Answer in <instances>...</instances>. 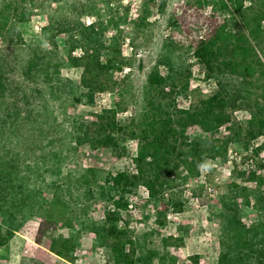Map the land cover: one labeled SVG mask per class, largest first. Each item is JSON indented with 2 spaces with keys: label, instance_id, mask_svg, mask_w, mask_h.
I'll return each instance as SVG.
<instances>
[{
  "label": "trees",
  "instance_id": "obj_1",
  "mask_svg": "<svg viewBox=\"0 0 264 264\" xmlns=\"http://www.w3.org/2000/svg\"><path fill=\"white\" fill-rule=\"evenodd\" d=\"M143 1L145 15L139 18L138 25L147 18L148 7L155 0ZM30 2V10L23 7L18 11L11 0H0V38L11 34L18 45L24 44L14 25L15 20L17 23L28 20L35 7ZM209 4L212 18L218 12L228 17L212 25L193 48L196 64L207 78L216 81V88L209 96L196 99L186 109H177V97L188 93L190 70L189 67L174 70L171 58L165 57L162 63L167 72L161 74L159 64L150 68L140 107L133 116L118 120L116 109L120 110L121 104H117L115 108L103 109L95 121L74 120L67 142L55 136L58 126L53 115L52 122L45 121L47 128L38 119L41 115L38 110L44 106L36 96H42L43 91L34 88L39 78L47 87L46 94L52 95L64 86L60 80L63 59L54 37L49 47H27V54L19 65L0 55V248H5L26 221L40 211L37 243L63 258L78 245L80 230L76 227L82 218L92 215V206L99 198L110 199L116 209H123L126 200L122 190L129 193L143 185L150 190L151 198L158 200L179 167H184L190 176L197 175L199 166L206 161L226 160L230 146L250 151L257 138L264 136V30L261 26L264 0H251L248 7L243 5V0L205 2ZM96 26L75 23L62 25L56 32L66 35L70 50L83 49L79 58L71 57L70 50L66 54L69 65L82 69L80 84L84 92L80 98H73L75 104L84 99V103L93 105L96 94L110 88L112 73L125 66L121 61H100L104 45ZM240 110L249 113V119L243 124L233 118ZM190 127H198L210 136L223 128L225 135L207 140L203 135H188ZM127 140H135L137 144L133 158L137 174L131 177L123 171L115 176L107 174L102 185H97L100 172L90 168L68 171L61 179L62 164L46 157L41 150L44 145L59 143L73 154L79 146L87 145L92 149L108 148L117 156L126 152ZM38 149L41 153L34 155ZM261 149L251 150L249 156L256 157ZM48 175L50 181L46 180ZM247 180L264 182L255 172H250ZM251 197L259 220L246 228L240 222L239 206L249 208ZM172 203L175 210H183L180 199ZM215 211L221 227L217 264H264V194L232 183ZM119 219V213L111 211L106 214L105 222L93 228L101 244L110 248L115 264H176L167 241L162 243L160 252L140 244V238L138 249L135 248L128 227H118ZM61 229L67 230V236L59 234ZM147 235L141 237L145 239ZM128 245L130 252H126ZM191 260L196 263L197 257ZM20 264L42 263L22 257Z\"/></svg>",
  "mask_w": 264,
  "mask_h": 264
},
{
  "label": "rangeland",
  "instance_id": "obj_2",
  "mask_svg": "<svg viewBox=\"0 0 264 264\" xmlns=\"http://www.w3.org/2000/svg\"><path fill=\"white\" fill-rule=\"evenodd\" d=\"M11 1L13 8L18 11L23 7L31 9L30 0ZM210 1L212 0H155L148 7L147 18L138 25L136 23L139 18L145 15L146 6L143 0H135L136 5L133 8L130 5L131 0H32L35 7L32 8L28 20L23 23H17L15 20L14 25L15 29L20 31L24 44L18 45L13 35L6 34L0 38V55H6L7 59L19 65L29 47H49V42L54 37L63 59L60 80L64 86L52 95L46 94L47 87L39 78L36 79L34 88L43 91L42 96H36L44 106L38 110L41 114L38 119L42 120L47 128L45 121L52 122L50 117L53 115L58 126L55 136H60L62 141L67 142L70 139L68 131L74 120L95 121L103 109L115 108L117 104H121V109H116L118 120H127L133 116L140 107L141 93L150 68L159 64L161 74L167 72L162 63L165 57L171 58L174 70L183 71L187 67L190 70L189 90L186 96L177 97V109H186L196 99L209 96L216 88V81L207 78L203 69L196 64L193 48L198 40L207 35L212 25L228 18L223 17L221 12L212 18L210 4L205 5V2ZM250 4L251 0H243L245 7ZM75 23L84 27L97 24L96 31L104 45L103 55L100 54L101 62L115 60L125 64L121 71L116 69L112 73L110 88L97 93L93 105H87L84 99L78 104L73 102L74 97L80 98L84 92L80 84L82 69L69 65L66 54L70 48L65 41L66 35L56 34L62 25ZM261 26L264 30V20ZM82 54L83 49L70 50L71 57L79 58ZM19 70L17 67V72ZM233 118L243 124L249 119V113L247 110H240L233 114ZM187 134L203 135L210 140L224 137L225 132L220 128L210 136L202 133L198 127H190ZM42 140L43 144H46L47 140ZM133 143L135 146L132 150ZM124 147L126 152L117 156L108 148L92 149L87 145L79 146L73 154H69L59 143L47 144L40 149L46 157L54 158L62 164L61 179L68 171L81 172L90 168L100 172L97 185H102L103 176L107 174L115 176L121 171L130 177L137 174V169L135 173L129 171V160L134 158L137 150L136 141L127 140ZM258 147L262 149L256 157L251 156L255 161L254 167L249 169L246 162L250 158V152ZM41 150H36L34 155L40 154ZM249 150L230 146L226 160H208L203 164L207 167L200 165L198 174L194 176H190L184 167H179L170 177L168 186L161 196L159 195L158 200L151 198L148 188V198L142 197L138 191L139 185L128 191L129 193L123 191L125 189L122 190L126 200L123 209H116L110 199L99 198L92 206V215L82 218L76 227L80 230L78 245L63 258L54 256L37 243V230L42 214L38 211L13 235L5 248H0V264H20L22 257L32 258L42 264H115L110 248L102 245L93 233L94 226L105 222L106 214L111 211L119 213L117 225L119 228L128 227L129 238L135 248L138 249L137 240L140 238V244L160 252L162 243L167 241L170 252L176 257V264H217V243L221 227L215 210L230 184L234 183L258 194H264V182L259 184L258 181L247 180L250 172H255L264 179V136L258 137ZM87 151H96V156L85 162L84 154ZM233 152L237 155L234 156ZM204 169L207 173L201 175L200 172ZM50 179L49 175L46 176L47 181ZM195 179L198 181L195 182ZM208 188H213L215 193L210 195ZM130 197L136 198L133 208L135 214L127 207ZM45 198L49 200L50 197L45 195ZM116 198L115 196L114 200ZM172 199L182 201V211L174 209ZM239 209L242 213L240 222L244 227L248 228L259 220L252 197L249 208L240 205ZM59 234L67 236L68 233L67 230L61 229ZM143 234H148L145 239L141 237ZM129 248L128 245L126 252H130ZM193 257H197L196 263L191 260Z\"/></svg>",
  "mask_w": 264,
  "mask_h": 264
},
{
  "label": "built area",
  "instance_id": "obj_3",
  "mask_svg": "<svg viewBox=\"0 0 264 264\" xmlns=\"http://www.w3.org/2000/svg\"><path fill=\"white\" fill-rule=\"evenodd\" d=\"M130 5H131V8H133V7L136 5L135 0H131ZM101 54L103 55V52H102ZM134 146H135V143L132 144V148H131L132 150L134 149ZM135 154H136V152H135ZM135 154H134V156H135ZM233 155L236 156L237 153H236V152H233ZM94 156H96V151H94V152H92V151H87V152H85V154H84V161H85V162H86V161H89V160H90L91 158H93ZM100 160H101V159H100ZM254 161H255V160H254L252 157L248 158V160H247V162H246V165H247V167H248L249 169H252V168L254 167ZM263 163H264V162H263ZM99 165H100V166L102 165V161L99 162ZM129 171H130L131 173H135V172H136V168H135V164H134V162H133V158H131V159L129 160ZM200 173H201V175H204V174L207 173V170H206V169L201 170ZM194 181L197 182L198 180L195 179ZM138 191L140 192V195H141L142 197H144V198H146V199L148 198V196H149V191H148V189H147L145 186H143V185H139V186H138ZM208 193H210V195H211V194L215 193V191H214L213 188H208ZM135 201H136V198H134V197H130L129 200H128V205H127V207H128L129 211H130L132 214H135V213H136L135 209H133V208H134ZM151 212H153V210H151Z\"/></svg>",
  "mask_w": 264,
  "mask_h": 264
},
{
  "label": "clouds",
  "instance_id": "obj_4",
  "mask_svg": "<svg viewBox=\"0 0 264 264\" xmlns=\"http://www.w3.org/2000/svg\"><path fill=\"white\" fill-rule=\"evenodd\" d=\"M201 167H205V168H206V167H207V165H202Z\"/></svg>",
  "mask_w": 264,
  "mask_h": 264
}]
</instances>
